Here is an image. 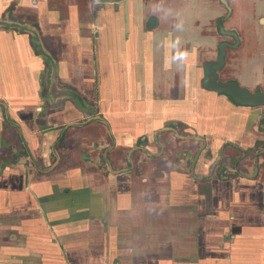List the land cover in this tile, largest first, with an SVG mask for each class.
Wrapping results in <instances>:
<instances>
[{"label": "crops", "instance_id": "1", "mask_svg": "<svg viewBox=\"0 0 264 264\" xmlns=\"http://www.w3.org/2000/svg\"><path fill=\"white\" fill-rule=\"evenodd\" d=\"M224 13L0 0V264H264V110L201 85Z\"/></svg>", "mask_w": 264, "mask_h": 264}, {"label": "flooded vegetation", "instance_id": "2", "mask_svg": "<svg viewBox=\"0 0 264 264\" xmlns=\"http://www.w3.org/2000/svg\"><path fill=\"white\" fill-rule=\"evenodd\" d=\"M219 4L224 8V15L217 21V31L219 35L223 36L224 39L217 46V56L215 60L205 63L201 70V85L202 88L207 90L203 85V80L205 78V68L209 64L217 63L220 52V46L222 44H227L225 46V58L224 66L217 71L218 80L221 83L234 82L249 91L256 93L258 91L264 92V10L263 8L257 6V0H250L249 5L245 8L246 11L238 10L242 9V5L238 3L237 0H218ZM239 6V7H238ZM240 17V19L238 18ZM232 20V27L226 28L225 23ZM248 38L255 39V45L248 50L245 54V59L239 60L237 58L238 50L243 45L244 41ZM234 49H238L235 51ZM234 51L235 55L229 57L228 51ZM199 72V71H198ZM195 72V76H196ZM244 86H248L244 87ZM252 89V90H251ZM210 91V90H207ZM213 92V91H210ZM218 94V93H217ZM222 95V94H221ZM226 96V95H225ZM230 99V98H229ZM231 100V99H230ZM232 101V100H231ZM233 102V101H232ZM234 103V102H233ZM238 105V104H237ZM251 107V106H250ZM252 107H262L264 106H252ZM263 118L261 119V131H263L264 123V111ZM262 145L261 149H264L263 144L260 142L258 146ZM234 162L235 158L232 159ZM232 163L233 166H237L236 163ZM233 167V168H235ZM217 175H229L228 170L224 168H218Z\"/></svg>", "mask_w": 264, "mask_h": 264}, {"label": "water", "instance_id": "3", "mask_svg": "<svg viewBox=\"0 0 264 264\" xmlns=\"http://www.w3.org/2000/svg\"><path fill=\"white\" fill-rule=\"evenodd\" d=\"M122 1V0H117ZM155 18H153L154 20ZM225 46L227 44H222L220 46V56L217 63H212L205 68V78L203 80V85L207 90L213 91L218 94L226 95L235 104L240 106H264V92L258 91L253 93L246 88L241 87L237 83L228 82L221 83L218 80L217 71H219L225 64L224 58L226 55ZM54 86L48 88L49 94L51 95ZM56 87V86H55ZM71 98L81 106V101L71 93ZM76 98V99H75ZM83 107V106H82ZM92 121V120H89ZM88 121V122H89ZM86 122V123H88Z\"/></svg>", "mask_w": 264, "mask_h": 264}, {"label": "rangeland", "instance_id": "4", "mask_svg": "<svg viewBox=\"0 0 264 264\" xmlns=\"http://www.w3.org/2000/svg\"><path fill=\"white\" fill-rule=\"evenodd\" d=\"M237 1H238L239 4L242 5V9L241 10H238V12H240V11H246L245 8L249 5L250 0H237ZM258 5H259V7L263 8V10H264V0H257V6ZM238 18L240 19L239 16H238ZM253 46H256L255 45V39L254 38H248L246 41H244L243 45L241 46V48L239 50L238 49H234L235 51L238 50V53H237L238 56H237V58L239 60L245 59L246 58L245 57V54H247L248 53V50L250 48H252ZM263 127H264V123H263ZM263 131H264V128H263ZM263 142H264V140L261 141L262 144H263ZM260 146L262 147V145H260ZM262 156L264 157V154L263 153H262ZM227 158L228 157H225L224 160H227ZM233 158L234 157H232V159ZM252 163H255V160L254 161L252 160ZM229 164H231V162H229ZM232 167H234V166L232 165ZM223 168H224V170H228V171L231 170V168L228 167V166H226V165Z\"/></svg>", "mask_w": 264, "mask_h": 264}]
</instances>
